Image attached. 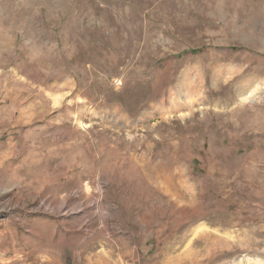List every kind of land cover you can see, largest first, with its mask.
Returning <instances> with one entry per match:
<instances>
[{
  "label": "rangeland",
  "instance_id": "obj_1",
  "mask_svg": "<svg viewBox=\"0 0 264 264\" xmlns=\"http://www.w3.org/2000/svg\"><path fill=\"white\" fill-rule=\"evenodd\" d=\"M0 264H264V0H0Z\"/></svg>",
  "mask_w": 264,
  "mask_h": 264
}]
</instances>
